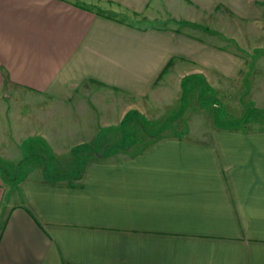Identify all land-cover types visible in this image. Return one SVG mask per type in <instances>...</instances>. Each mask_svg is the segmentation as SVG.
<instances>
[{"label":"crops","instance_id":"obj_1","mask_svg":"<svg viewBox=\"0 0 264 264\" xmlns=\"http://www.w3.org/2000/svg\"><path fill=\"white\" fill-rule=\"evenodd\" d=\"M164 1L0 0V119L5 90L33 102L0 124V161L20 164L37 140L67 161L10 182L0 163V264H264V116L231 127L206 117L180 137L132 134L189 119L212 81L244 88L251 76L242 56L178 24L264 10L171 0L170 26L110 14L156 20ZM83 145L95 149L72 158Z\"/></svg>","mask_w":264,"mask_h":264},{"label":"rangeland","instance_id":"obj_2","mask_svg":"<svg viewBox=\"0 0 264 264\" xmlns=\"http://www.w3.org/2000/svg\"><path fill=\"white\" fill-rule=\"evenodd\" d=\"M169 5L171 6V0H165L162 13L167 14V17L157 18L156 20H151L147 15L118 13L113 10H110V14L131 23L150 24L151 22V24L162 23L170 26L177 19L171 13ZM259 5L264 10V0H259ZM197 21L195 24L189 23L190 25L180 23L178 27L181 30L192 28L191 31L195 34H205L207 32V39L210 38L216 47H222L228 52L237 53L242 56L247 61L246 73L251 75L244 82L245 87L243 88L240 83L236 85L234 82H223L221 86L216 81H212L206 87H200L201 90L199 89L197 94L195 93L194 110L190 114L189 119L178 120L176 122L171 120L164 121L162 125L158 122H144L147 127L144 128L143 125H139L141 127L133 130V136H144V133L145 135L148 134L156 137L187 136L191 135L196 128H199L200 123L203 124L206 117L215 120L216 126L231 127L239 121L240 115L245 117L244 122L246 123L251 122L253 118L257 121L258 118L264 116L263 113H254L253 111L240 113L243 110H253L256 107L264 109V15L257 20H243L227 11L221 10L214 15H205L202 18H198ZM199 83L200 81H188L183 86H189L191 90H196ZM2 100H4L5 106L9 109L6 116H4L5 118L0 119V124L8 122L9 125L12 123L11 108L13 105L26 106L33 103L31 98L25 95L12 94V91L9 90L4 91ZM198 110L201 111L198 112ZM202 110H205V112ZM201 112L205 115H200ZM191 127L194 128L193 131ZM146 144L143 142L142 147L146 146ZM124 146L121 145L120 147ZM99 147L101 148L102 146ZM114 148L117 147H110L108 153L114 151ZM94 149L93 146L83 145L75 148L71 156L72 158H79L91 153ZM21 153L25 157L28 156L30 160L26 159L18 165L0 161L4 165V169H6L5 173H7L8 177L6 179L8 182L21 180L23 177L19 176V171L23 169H44L52 167V165L60 168L67 165V161L64 162L63 160L62 163L60 162V160L65 158L63 152L54 151L53 147L43 145L39 140H37L36 144L26 143L22 146ZM69 155L67 154L66 156ZM69 164V167H75L77 164L79 165V162L70 161Z\"/></svg>","mask_w":264,"mask_h":264}]
</instances>
